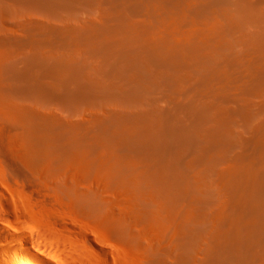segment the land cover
<instances>
[{"label":"rangeland","instance_id":"374dc122","mask_svg":"<svg viewBox=\"0 0 264 264\" xmlns=\"http://www.w3.org/2000/svg\"><path fill=\"white\" fill-rule=\"evenodd\" d=\"M110 1L97 0L90 12L102 17ZM230 1L236 5L239 1L250 4L256 0ZM233 8L236 7L223 12L227 17L215 14L218 16L216 23L207 17L206 21L198 19L195 12L169 6L175 20L188 24L177 31L178 39L200 31L204 33L200 39H211L216 65L228 69L232 57L239 62L228 69L229 74L238 77L236 81L230 78L227 85L220 79L213 81V89L224 88L221 96L199 94L193 88L188 99L184 98L207 106L211 117L228 114L231 121L227 127L223 123L221 128L225 129L227 140L233 143L231 148H224L229 162L251 153L246 143L254 140L260 125L264 124V84L257 78L241 76L242 69L264 64L258 58L264 50V26H257L253 20L235 14ZM77 10H56L49 6L43 9L24 0H0V220L14 232H28L34 238V244L60 264L205 263L206 250L212 245L214 231L219 227L216 219L210 212L203 215L206 226L194 233L195 237H186L185 244L179 246V235L184 234L186 220L190 219V226L197 225L192 219L191 198L175 195L174 202L180 211L176 220L168 210L153 208L147 211L148 201H142L128 181L146 178L149 188L152 175L141 163L133 164L136 168L132 172L126 168L133 158L125 155L132 154L134 145L139 143L124 142L127 144L117 148L113 144L117 145L114 142L119 136L111 135L109 148L90 151L92 162L80 157L85 149L79 141L69 143L70 137L72 141L76 140L86 132V127L97 130L98 125L105 124L112 115H132L131 111L137 108L146 110L145 123H156L155 112L180 111L177 101L182 98L159 84L161 71L145 59L139 68L143 70L142 75L107 77L100 74L105 62L96 52L100 41L92 27L79 20L82 14ZM258 10L264 13V3ZM129 16L138 24L151 20L148 13ZM164 18L162 20L166 22L167 18ZM149 30L144 34H153L154 31ZM139 33L143 34L141 30ZM129 36L135 37V30L130 31ZM125 37L123 31L114 27L109 36L117 49L125 44ZM75 56L89 67V71L84 72V80L93 82L98 88L111 87L125 92L137 85L146 90V95L132 94L129 99L117 100L99 95L69 101L56 94L27 96L13 90V87L25 84L27 79L20 75L15 80L12 71H30L42 84L54 87L58 81L47 74L48 63ZM194 72L198 73L199 69ZM189 74L185 68L176 71L182 79ZM194 84L186 82L183 89ZM246 85L251 89H245ZM180 113L183 123L202 136L215 124L220 125L216 120L210 121L209 125L193 123ZM43 121L50 128V143L34 137L31 131L35 128L28 126L31 122L37 133V127ZM106 153L111 158L106 157ZM118 160L121 163L118 164ZM229 162L223 164V168H227ZM187 174L194 184L220 188L217 176L207 175L201 166L187 168ZM222 194L229 197L228 192ZM21 254L17 242L1 237L0 264H29Z\"/></svg>","mask_w":264,"mask_h":264},{"label":"bare ground","instance_id":"6f19581e","mask_svg":"<svg viewBox=\"0 0 264 264\" xmlns=\"http://www.w3.org/2000/svg\"><path fill=\"white\" fill-rule=\"evenodd\" d=\"M24 1L34 3L43 9L48 6L56 10L78 8L77 11L82 14L79 20L92 27L95 37L100 41L99 50L96 52L105 60L100 74L107 77L142 75L143 70L139 68L145 59L161 71L159 84L169 88L172 95L182 96L177 104L186 119L207 125L213 120L220 123L215 124V127H211L207 134L202 136L192 132L190 127L183 123L184 120L179 118L180 111L166 109L162 112L157 111L156 123H145L146 110L141 107L142 110L138 108L132 110V115L126 116L123 113L112 115L105 124L98 125L97 130L86 127V132L76 140L72 141L70 137L69 143L76 144L79 141L85 149L80 157L90 162H92L90 151L109 148L112 143L111 135L119 136L118 141H113L117 143L113 144L117 148L127 144L124 142L139 143L133 144L135 148L132 154L125 155L133 158L128 164L126 162V168L132 172L136 168L133 164L141 163L152 175V186L149 188L146 186L148 183L146 178L128 181L131 187L134 186V191L138 192L139 198L148 201L147 211L153 208L157 211L168 210L172 219L176 220L180 211L174 202L175 195L191 198L192 219L197 221V225L190 226V219L186 220L187 224L183 226L184 234L181 237L179 235V246L185 244L186 237L194 236V233H198L206 226L203 215L210 212L219 227L214 231L212 245L206 250L207 261L203 264H261L264 260V124L260 125L254 140L246 143L252 150L251 153L229 162L224 148H231L233 143L227 140L225 129L221 128L223 123L226 127L230 123L228 114L225 112L220 117H211L207 106H200L193 100L191 102L184 98L188 99L193 88L199 94L216 93L221 96L224 88L213 89V81L220 79L225 85L229 83L230 78L236 81L238 77L229 74L228 71L239 62L231 56L228 62L229 70L216 65L212 57L214 48L213 45L210 46L211 39L209 37L200 39V35L204 34L200 31L187 38L178 39L175 34L188 24L183 20H175L169 6L184 12H195L198 19L206 21L209 18L216 23L218 16L215 14L227 17L223 12L235 6L236 8H233L235 14L253 20L257 26H264V13L258 10L264 0L250 1V4L239 1V4L236 3L238 7L230 0H112L102 17L90 12L97 0ZM136 13H148L151 20L148 23H133L129 15ZM163 16L164 19L167 18L166 22L162 20ZM113 27L127 35L126 42L120 49H117L109 38ZM133 30L136 33L135 37L129 36ZM139 30L143 34H140ZM146 30L154 32L147 36L144 34ZM258 58L264 61V50L258 54ZM253 66L247 70L242 69L241 76L257 78L264 84V64L255 68ZM48 68L47 74L58 81L54 87L42 84L30 71L25 73L12 71V78L15 80L19 79L20 75L27 79L25 84L15 89L13 87V90L27 96L56 94L69 101L86 100L99 95L112 100L129 99L132 94L146 95V90L142 86L134 85L125 92H120L111 87L98 88L93 82L84 80V72H88L89 67L78 56L56 59L52 64L48 63ZM178 68L188 69L190 74L182 79L176 75ZM196 68L199 69L198 73L194 72ZM186 82L196 84L184 90L183 85ZM244 88L251 89L247 85ZM43 122L37 127L39 130L37 133L31 122L28 126L35 128L31 131L34 137L36 135L40 141L47 140L50 143L52 140L49 136L50 128L46 121ZM104 155L111 158L107 153ZM147 155L150 156L146 157ZM74 156L77 157V154ZM226 162H229V165L223 168L222 165ZM117 163L121 162L118 160ZM199 166L207 175L217 176L221 183L220 188L212 187L211 184H194L190 181L187 168L195 169ZM222 192H228L229 197L223 196ZM0 235V240L5 236L17 242L22 253L20 256L29 264H60L35 245L34 238L28 232L24 230L14 232L1 220Z\"/></svg>","mask_w":264,"mask_h":264}]
</instances>
